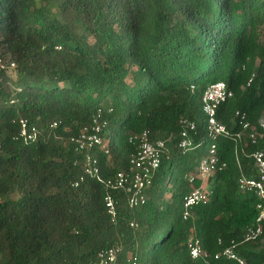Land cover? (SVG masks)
Segmentation results:
<instances>
[{
    "label": "trees",
    "instance_id": "1",
    "mask_svg": "<svg viewBox=\"0 0 264 264\" xmlns=\"http://www.w3.org/2000/svg\"><path fill=\"white\" fill-rule=\"evenodd\" d=\"M0 60L14 64L0 70V264H99L108 250L107 264H236L213 256L259 213L237 181L257 177L251 154H264V0H0ZM219 81L232 92L216 112L230 134L216 142L225 167L184 220L209 141L201 97ZM182 118L196 124L189 151ZM95 122L107 153L71 141ZM143 132L165 150L145 203L130 207L105 183L128 170ZM87 156L103 183L84 173ZM261 230L236 248L247 264H264ZM191 240L207 260L190 257Z\"/></svg>",
    "mask_w": 264,
    "mask_h": 264
},
{
    "label": "built area",
    "instance_id": "2",
    "mask_svg": "<svg viewBox=\"0 0 264 264\" xmlns=\"http://www.w3.org/2000/svg\"><path fill=\"white\" fill-rule=\"evenodd\" d=\"M14 64H4L0 60V70L13 69ZM251 82V79L248 82ZM193 90L194 87L191 86ZM232 97V92L227 89L224 82L219 81L209 85L203 92L201 97V110L206 117V133L209 139L206 154L203 156L197 167L195 168V174L187 177L190 184L196 182L203 183L210 179L215 172L223 169L224 164L219 163V159L216 155V142L218 138L223 136H229V132L226 127L218 122L216 118V112L218 107L227 99ZM238 114H236L237 116ZM244 118V115L240 117ZM181 124L186 128L181 133V139L178 144V148L182 151H189L193 149V139L189 135V131L195 132L196 124L186 119L180 120ZM21 132L20 137L25 141H34L36 139V131L31 130L28 133L27 126L24 121L20 122ZM260 127L264 128V119L260 120ZM248 128L247 124L242 123V131ZM101 128L95 122L94 125L85 127L80 132L78 138L72 139V143L79 149H83L86 146L101 147L107 153L106 144L100 135ZM148 133L143 132L130 141H135L138 144V148L134 154L130 156L129 168L127 171L118 173L113 179H109L105 186L110 191L121 190L126 196V200L130 207H135L140 204H144L146 201L145 191L151 186L152 179L160 166L161 154L165 150V144L163 141L151 142L148 138ZM253 134L250 135L252 143L255 142ZM241 139V134L235 135V140ZM254 161L255 168L257 169V177L247 178L245 176L239 177L237 184L241 191L252 192L257 198L256 208L259 213L255 220V224L247 228L242 241H231L229 245L224 247L220 252L216 253L214 260L226 259L227 261H233L236 264H247L237 253L236 248L242 243L257 241L260 237L261 223L264 221V154L257 151L251 154ZM84 173L89 176L95 177L99 182L101 180L99 176V169L96 159L90 156L86 157V164ZM83 178H81L82 181ZM77 185V184H76ZM208 201V195L202 186L194 188L189 194L184 197L183 202V219L187 220L190 216V211L193 207L199 204H205ZM107 214L111 220L114 221L117 216L116 201H114L112 194L108 193L104 198ZM131 227H135V224L131 223ZM114 250H108L99 255V264H107L114 262L115 260ZM189 254L193 260L202 259L207 260V253L200 247L199 240H191L189 246Z\"/></svg>",
    "mask_w": 264,
    "mask_h": 264
},
{
    "label": "crops",
    "instance_id": "3",
    "mask_svg": "<svg viewBox=\"0 0 264 264\" xmlns=\"http://www.w3.org/2000/svg\"><path fill=\"white\" fill-rule=\"evenodd\" d=\"M207 145H208V143H207ZM206 149H207V147H206ZM205 154H206V151H205ZM205 154H204L203 156H205ZM203 156H201L200 159H201ZM200 159H199V160H200ZM197 165H198V163H197ZM197 165H196V167H197ZM196 167H195V168H196ZM207 181H208V180H207ZM205 182H206V181H205ZM205 182H203V183H200V182H199V183L201 184V186L204 188V190L206 189V188L204 187V183H205Z\"/></svg>",
    "mask_w": 264,
    "mask_h": 264
}]
</instances>
